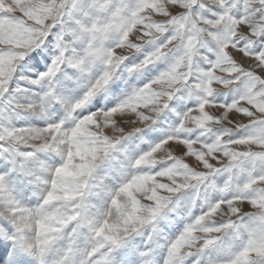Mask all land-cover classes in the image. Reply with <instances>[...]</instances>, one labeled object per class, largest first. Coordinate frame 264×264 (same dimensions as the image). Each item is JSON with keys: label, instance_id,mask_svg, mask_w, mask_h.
<instances>
[{"label": "snow or ice", "instance_id": "snow-or-ice-1", "mask_svg": "<svg viewBox=\"0 0 264 264\" xmlns=\"http://www.w3.org/2000/svg\"><path fill=\"white\" fill-rule=\"evenodd\" d=\"M0 264H264V0H0Z\"/></svg>", "mask_w": 264, "mask_h": 264}]
</instances>
